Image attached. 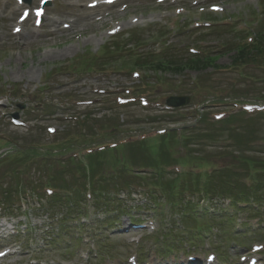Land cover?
I'll list each match as a JSON object with an SVG mask.
<instances>
[{
	"label": "rangeland",
	"instance_id": "obj_1",
	"mask_svg": "<svg viewBox=\"0 0 264 264\" xmlns=\"http://www.w3.org/2000/svg\"><path fill=\"white\" fill-rule=\"evenodd\" d=\"M13 2L0 0V137L15 144L7 146L0 141V154H5L0 157V192L10 193L11 202L20 198L17 211L0 217V252L5 246L10 252L0 264H128L127 258L133 255L139 264L151 259L159 264H187L183 254L205 257L210 253L224 264H249L258 259L264 264V203L256 212L243 208L232 212L220 198L203 203L197 196L190 197L197 192L188 187L193 178H202L194 172L195 163L228 165V173L237 174L236 179L227 178L229 185L239 181L264 185V114L256 115L252 109L241 113L245 112L244 103L264 102V73L259 63L254 67L231 66L235 49L254 41V16L261 14L264 0H166L160 4L161 0H121L105 9L101 20L91 26L75 25L73 33L54 35L48 33L49 28L40 29L47 40L35 38L37 44L27 46L21 37L13 38L6 31L8 24L12 33L20 29L2 17L15 13ZM70 2L57 0L46 7V13L54 21L60 15H76ZM18 16L16 13V22ZM189 49L213 56L215 67L179 73L172 68L152 69L158 61L164 63L161 58L167 55L184 65L193 56ZM139 61L152 65L139 66ZM22 75L26 77L22 79ZM135 95L144 96L148 105L116 103L118 97ZM170 97H188L189 103L172 112L153 108L154 103L162 105ZM13 115L25 122L24 127L12 125L9 116ZM67 116L72 120L66 121L63 117ZM181 124H192L182 132L185 140L189 137L188 146L182 145L180 136H150L132 141L124 152L101 156L95 160L101 162H93L91 168H96L93 175L100 180V176H116V170L127 167L130 180L117 178L119 190L128 185V191L137 193L145 188L136 184L152 186L161 202L174 209L166 206L153 217L148 201L124 194L121 198L127 215L106 217L104 209L95 205V196L92 199L83 193L78 214L72 208L73 198L57 200L52 211L45 207V187L95 182L91 173L83 177L85 169L78 174L76 167H82L83 162L77 165L67 160L62 167L57 165L63 158L55 151L63 154L76 149L75 144L83 151L85 146L112 142L132 132ZM31 144L36 145V157L27 155L24 159L21 152L27 151L22 147ZM51 150L54 153L38 163V156ZM144 173H150L151 179L146 177L149 181H141L144 175L137 176ZM172 182L177 184L174 192L163 191L161 186ZM204 182L203 178L201 184ZM34 189H38L37 196H22V190L31 193ZM185 197L199 202L193 212L203 214L198 222L207 232L199 234L186 227L188 219H181L176 212L183 207ZM224 216L233 217L232 225L222 221ZM209 217H215L216 223ZM114 220L115 225L111 223ZM129 220L143 221L145 228L133 230ZM159 229L165 235L163 242L156 232ZM34 258L40 262H31ZM244 259L247 263L241 262Z\"/></svg>",
	"mask_w": 264,
	"mask_h": 264
},
{
	"label": "trees",
	"instance_id": "obj_2",
	"mask_svg": "<svg viewBox=\"0 0 264 264\" xmlns=\"http://www.w3.org/2000/svg\"><path fill=\"white\" fill-rule=\"evenodd\" d=\"M264 15V13H262ZM262 25V26H261ZM236 56L234 58V66H237L239 64H257L256 62L263 63L264 62V24H260L259 27L257 28V33L255 40L250 44V45H242L238 46L236 48ZM163 62L158 61L157 65L153 66L152 69L157 70V71H164L166 69L172 68L171 70L177 71L178 73L183 70H194V71H199L200 69H206L207 67L211 66L210 64L213 63V59L211 58H204V57H189L184 65L180 64L174 57L167 55V57L161 58ZM137 65L139 66H148L152 65L147 62H138ZM186 140L183 145H185ZM201 165H207V163H202ZM209 165V164H208ZM93 172V170H90ZM125 174H128L127 171H125ZM222 174V175H220ZM226 175L225 172L223 173H215L214 176L208 177L206 174V182L201 184L202 178H193L194 180L193 183L189 184L188 187L195 191L202 193V196H207V195H218L220 197H223L224 195H230L233 196L234 198H240L242 201L246 202L249 197L253 198V201L255 202H260L259 200L263 199L261 197L263 194H261V188L256 187L250 192L245 191L243 187H240L237 184H233V186L227 184V178L232 177L231 174L227 173ZM124 175V174H123ZM149 180L151 179L148 177ZM233 178V177H232ZM149 181L146 178H141V181ZM177 184L175 182L170 183L169 185H162L163 191H172L174 192V189L176 188ZM263 193V192H262ZM261 197V198H260ZM182 202V201H181ZM191 209V204H187V211L189 208ZM184 211V212H187ZM188 223L192 225H197L198 219L192 218L188 221ZM191 226V225H190ZM194 226V227H195Z\"/></svg>",
	"mask_w": 264,
	"mask_h": 264
},
{
	"label": "bare ground",
	"instance_id": "obj_3",
	"mask_svg": "<svg viewBox=\"0 0 264 264\" xmlns=\"http://www.w3.org/2000/svg\"><path fill=\"white\" fill-rule=\"evenodd\" d=\"M42 1H44V0H37L36 3L38 5H40V3ZM68 1H71L69 5L72 8H75L77 10L76 15H71L69 17H67L66 15H60V16H58L57 21H54L53 18H49L50 14L46 13L45 17H42V24L40 25L39 29H43L45 31V29L49 28L51 30L48 33H52V35H54V34H66V33H71V32L73 33L72 29L75 25L76 26H79V25L91 26L93 23L101 20L100 19L102 17L101 15L104 12V9L106 8L103 4L97 5V6L94 5L92 3L93 0H68ZM117 1H119V0L111 2V4L113 5ZM162 2H166V0H162ZM36 3L34 2L30 6L29 15L31 17L32 16L35 17V15L33 13V9H34V6ZM20 7H23V6L20 5ZM18 9H19L18 7L14 8L13 12H15V13H12L8 16H2V17L5 18L6 20H10L11 21L10 23L13 22V24H14L16 11ZM103 19L104 18H102V20ZM62 20H65L66 22L63 23ZM62 26H64V27L62 28ZM22 27L27 28V31H24L22 34H20V33L13 34L11 24H8L6 31H7L8 35H9V33H10V35L13 34V36H14L13 38H20L21 37V41L23 42V44H26L25 46L37 44L35 38H37V39L42 38V40L44 42L48 38L46 35L40 34V33H42L43 30L42 31L35 30L32 26H30L31 28H29V23L28 24L25 23L24 25H22ZM6 31H5V33H6ZM7 33H6V36H7ZM13 41H15V40H13ZM68 51L70 52V49H67V52ZM28 75H31V72H29ZM24 77H26V76L25 75L21 76L22 79ZM194 259L198 260V261H195V262L189 261V263H187V264H211L210 262H203L202 263V260H199L200 258H194ZM180 263H185V262L181 261ZM148 264H158V262H156L154 259H151V260H149Z\"/></svg>",
	"mask_w": 264,
	"mask_h": 264
},
{
	"label": "water",
	"instance_id": "obj_4",
	"mask_svg": "<svg viewBox=\"0 0 264 264\" xmlns=\"http://www.w3.org/2000/svg\"><path fill=\"white\" fill-rule=\"evenodd\" d=\"M188 103L187 98H172L168 100V105L173 107H183Z\"/></svg>",
	"mask_w": 264,
	"mask_h": 264
},
{
	"label": "snow or ice",
	"instance_id": "obj_5",
	"mask_svg": "<svg viewBox=\"0 0 264 264\" xmlns=\"http://www.w3.org/2000/svg\"><path fill=\"white\" fill-rule=\"evenodd\" d=\"M42 14V9H37V16L41 15Z\"/></svg>",
	"mask_w": 264,
	"mask_h": 264
}]
</instances>
